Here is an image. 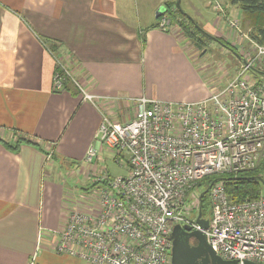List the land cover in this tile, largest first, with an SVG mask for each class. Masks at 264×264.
Returning a JSON list of instances; mask_svg holds the SVG:
<instances>
[{"label":"crops","instance_id":"crops-1","mask_svg":"<svg viewBox=\"0 0 264 264\" xmlns=\"http://www.w3.org/2000/svg\"><path fill=\"white\" fill-rule=\"evenodd\" d=\"M164 2L0 0V264H28L34 255L36 264H78L55 254L51 248L56 237L50 233L64 227L71 177L85 174L91 145L98 149L93 163L102 164L96 134L103 114L127 121L135 115L132 98L140 96L203 100L217 89L213 83H227L236 75L245 58L237 51L247 50L243 40L216 14L206 24L211 30L202 26L211 34L210 48L240 60L224 66L230 63L226 59L220 69L213 68L202 55L207 47H196L181 27L174 24L165 31L158 26ZM224 2L228 14L250 33L241 7ZM189 5L197 10L193 0ZM44 39L58 48L52 50ZM56 57L69 63L80 82L100 97L99 106L83 101L75 86L53 89ZM260 69L258 65L250 77L264 74ZM20 136L37 144L22 142L14 150L3 143ZM64 168L70 172L63 174ZM94 168L90 166V174Z\"/></svg>","mask_w":264,"mask_h":264},{"label":"built area","instance_id":"built-area-1","mask_svg":"<svg viewBox=\"0 0 264 264\" xmlns=\"http://www.w3.org/2000/svg\"><path fill=\"white\" fill-rule=\"evenodd\" d=\"M207 5L236 37L252 44L253 52L232 79L203 100L140 96L132 98L135 115L127 121L103 114L96 140L127 154L128 175L100 176L101 189L94 198L76 202L72 194L67 196L64 227L50 233L56 237L55 253L86 264H171L170 234L180 224L200 230L224 259L264 264V191L256 199L232 201L224 182L217 181L207 188L209 216L202 212L203 190L197 208L188 203L189 193L204 178L250 171L264 163V83L247 77L258 65L264 68V45L242 30L224 0H207ZM158 26L165 31L174 26L165 9ZM56 59L81 99L99 106L100 97L80 82L69 63ZM64 81L56 68L53 89L65 90ZM97 155L91 145L85 162L92 164ZM187 209L197 211L196 220L186 215ZM200 214L208 220L207 228L198 222ZM28 264H36V255Z\"/></svg>","mask_w":264,"mask_h":264},{"label":"trees","instance_id":"trees-1","mask_svg":"<svg viewBox=\"0 0 264 264\" xmlns=\"http://www.w3.org/2000/svg\"><path fill=\"white\" fill-rule=\"evenodd\" d=\"M177 1L178 0H165V12L170 14L169 16L172 24H178L183 29L184 35L189 38L194 43V45H196V47L203 49L207 44L206 40L212 37L198 25V22L193 17L179 10L180 8L177 5ZM231 2L233 4H238L244 11L246 19L252 26L250 31L251 38L264 45V0H231ZM176 12L180 15V17L173 16ZM162 14L159 18H161ZM217 40L224 46L236 51V49L225 40L219 37H217ZM44 41L48 43L52 50H56L58 48L56 44H51L45 39ZM237 54L238 56L242 57L240 52L237 51ZM56 68L65 77V89L75 86L71 78L65 74L62 69L59 67H55V69ZM254 69H256V67ZM260 70L264 73V68H261ZM22 142L37 144L36 142L24 136H20L14 143L7 141L3 143L9 148L17 150ZM263 171L264 163L250 171H243L236 174L211 175L200 181L199 186L207 183V187H205L203 190L205 191L213 182L222 181L224 182L226 191L232 201L239 202L246 199H256L260 197L264 190L263 183L260 180ZM201 206L203 215L206 217L209 216L211 212V202L208 191L205 193L203 192Z\"/></svg>","mask_w":264,"mask_h":264},{"label":"rangeland","instance_id":"rangeland-1","mask_svg":"<svg viewBox=\"0 0 264 264\" xmlns=\"http://www.w3.org/2000/svg\"><path fill=\"white\" fill-rule=\"evenodd\" d=\"M193 1L195 2L196 6H197V10H193L190 7L189 0H178L179 8H180L179 10L186 13V14H190L191 16H193L201 28L203 26L206 29L211 30V29H209V27H206V24L209 22L212 23V19H213V17H215V13L207 5V0H193ZM164 9H165V7H164ZM197 11L201 15H198ZM173 16L180 17V15L177 12L174 13ZM249 24H250V22H249ZM241 27H243V29H244L245 25L242 23ZM208 30H207L208 33L207 32L206 33L211 35ZM245 30H246V28H245ZM210 39L211 38H209V40ZM209 40H206L207 44L204 46L203 49H205V47H207V48H206V51H204L202 53V55H203L204 60L208 61V63H210V65L213 68L218 67V69H220V64H222L221 62L225 61L226 59L228 61H230V63H228V62L223 63L224 66H228V65L234 66V65L239 63L240 60H239V58L236 57L235 54L229 52L226 55V53L224 52L223 49L214 48V47L210 48L209 47V42H210ZM242 43H244V47L247 49L242 54V57L249 56L253 52L254 47L252 48V44L248 45L247 42H245V41H243ZM259 67L263 68L260 65H259ZM252 71H250L247 74V77L250 79H253L252 77H250L251 76L250 73ZM253 80H258V81L264 83V74H259L258 78L253 79ZM225 84L226 83H213V85L216 88L222 87ZM117 158L120 160L119 162L116 161ZM127 159H128V157H127V154H125V152H118L115 149L109 148L108 146H106L102 142V157L99 158V161H102L101 166H99L97 164V161H95L93 164H87L86 165V167L88 169L86 170L84 175L83 174L80 175L78 172H76V174H74L71 177L70 182L72 183V185H71L70 189L72 190V199L77 202V200L83 199L85 197L87 200L89 198L96 197L97 194L99 193L100 189H101V185L96 183V178L99 176L103 177V176L107 175L109 177H119V176L128 175L129 167L127 164L128 163ZM92 165H95V168L93 170L94 175L90 174V166H92ZM61 172L63 174L65 172H70V168H64L63 171H61ZM262 177L264 179V171L262 172ZM75 178H78L79 181H78V179H77V181H74ZM205 187H207V183L203 184L198 190H193L189 193L188 203L190 206L197 208L200 205L199 200H197V196L199 195V193L202 190H204ZM102 188H103V184H102ZM263 189H264V186H263ZM186 215L190 219H193V220L197 219V211L194 209L193 210L187 209ZM55 254H57V253H55ZM58 255H61V254H58ZM61 256H66V257L71 258V259L79 260L78 264H86L84 261H82L81 259H79L75 256L64 255V254H62ZM63 264H66V263L63 262Z\"/></svg>","mask_w":264,"mask_h":264},{"label":"water","instance_id":"water-1","mask_svg":"<svg viewBox=\"0 0 264 264\" xmlns=\"http://www.w3.org/2000/svg\"><path fill=\"white\" fill-rule=\"evenodd\" d=\"M177 5L179 6L178 1ZM163 11L164 7L157 15H161ZM260 180L264 186L263 177H260ZM198 222L203 228L208 227V220L201 218V214ZM170 239L172 241L171 264H237L236 260H227L218 255L200 230H191L189 226L176 224L172 229ZM191 239H195L197 244L192 245Z\"/></svg>","mask_w":264,"mask_h":264},{"label":"flooded vegetation","instance_id":"flooded-vegetation-1","mask_svg":"<svg viewBox=\"0 0 264 264\" xmlns=\"http://www.w3.org/2000/svg\"><path fill=\"white\" fill-rule=\"evenodd\" d=\"M190 243H191L192 245H196V244H197V242H196L195 239H191V240H190Z\"/></svg>","mask_w":264,"mask_h":264}]
</instances>
